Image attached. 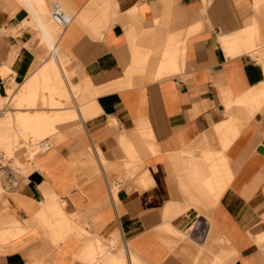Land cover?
Returning <instances> with one entry per match:
<instances>
[{"label":"crops","instance_id":"1","mask_svg":"<svg viewBox=\"0 0 264 264\" xmlns=\"http://www.w3.org/2000/svg\"><path fill=\"white\" fill-rule=\"evenodd\" d=\"M55 1L0 0V73L60 76L82 127L21 161L0 264H264V0Z\"/></svg>","mask_w":264,"mask_h":264},{"label":"rangeland","instance_id":"2","mask_svg":"<svg viewBox=\"0 0 264 264\" xmlns=\"http://www.w3.org/2000/svg\"><path fill=\"white\" fill-rule=\"evenodd\" d=\"M55 1V0H54ZM57 2V1H55ZM73 15V13H71ZM14 58L12 57L11 69L7 72L0 73V80L2 85L6 86L7 81L3 80L12 76L14 78L13 84L5 92L7 96V101L9 102L7 114L0 118V122H9L14 124L18 130V135H12L9 131L10 127L2 126L0 134V211L5 209L9 214L10 206L9 201H4L5 196L7 198H14L9 193L6 192V189L13 192L19 193L21 196H26V188L24 185L26 180L29 181L28 173H24L25 169L22 165V162H27V159H31V151H36L35 147L42 144L47 140H52L53 135L60 131L64 123L76 122L69 125L66 129H62L63 134L68 136H73L82 131L81 122L78 121V117L73 112L74 104L72 99L67 93V89L62 88L63 82L62 79L57 78L54 73H51V78L43 79L40 82L39 75L27 77L24 81L16 80V72L12 69ZM42 57H38L37 64H42L44 62ZM70 65V64H69ZM69 69V67H68ZM73 81L78 74L74 71ZM53 85H59L61 88H54ZM65 92V95H64ZM21 97H24V103H20ZM80 97L78 98V100ZM54 110V113L51 115L54 116L56 126L48 131L45 134H37L36 130H41V128L49 127L47 124H42L43 118L39 115L22 117L25 115L26 110ZM71 109V110H70ZM55 112H60L62 114H57ZM36 123L39 125L36 128ZM42 131V130H41ZM65 136V138H66ZM56 147V146H55ZM24 148V149H21ZM21 149L19 152L18 150ZM14 155L18 157L19 162H16ZM43 155V154H42ZM40 155V156H42ZM18 168V169H17ZM12 169L16 170L13 171ZM10 219L2 221V226L0 227V242L8 243L14 241L15 238L21 236L25 233L26 229L30 226L29 219L22 221L18 216H10ZM122 246V244H120ZM206 252H203L195 260V264L201 263V258L205 257Z\"/></svg>","mask_w":264,"mask_h":264},{"label":"bare ground","instance_id":"3","mask_svg":"<svg viewBox=\"0 0 264 264\" xmlns=\"http://www.w3.org/2000/svg\"><path fill=\"white\" fill-rule=\"evenodd\" d=\"M54 6H58L61 9V11L64 14H66L64 12V10L59 5L55 4ZM51 19H52V21L55 24H57V25H59V26H61L63 28H66L64 25L59 24L58 22H56L54 20L53 15H52V12H51ZM5 81H7L6 86L5 85H2V83H0V118H3L7 114L9 102L6 100L7 99V96L5 95V91H7L10 88L11 84H13L14 78L12 76H10V77L6 78ZM35 149H36L35 156L36 155H39V154H44V153H47V152H49V151H51L53 149V144H52V142L50 140H47V141L43 142L42 144L38 145L37 147H35Z\"/></svg>","mask_w":264,"mask_h":264},{"label":"built area","instance_id":"4","mask_svg":"<svg viewBox=\"0 0 264 264\" xmlns=\"http://www.w3.org/2000/svg\"><path fill=\"white\" fill-rule=\"evenodd\" d=\"M52 15L56 22L64 25L66 28L72 23V19H70L66 14H64L58 6L54 7Z\"/></svg>","mask_w":264,"mask_h":264}]
</instances>
